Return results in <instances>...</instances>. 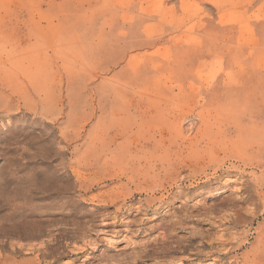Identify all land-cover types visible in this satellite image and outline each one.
<instances>
[{"label": "rangeland", "instance_id": "rangeland-1", "mask_svg": "<svg viewBox=\"0 0 264 264\" xmlns=\"http://www.w3.org/2000/svg\"><path fill=\"white\" fill-rule=\"evenodd\" d=\"M133 1L0 0V264H264V0L97 70L73 26Z\"/></svg>", "mask_w": 264, "mask_h": 264}, {"label": "crops", "instance_id": "crops-1", "mask_svg": "<svg viewBox=\"0 0 264 264\" xmlns=\"http://www.w3.org/2000/svg\"><path fill=\"white\" fill-rule=\"evenodd\" d=\"M149 0H134L129 4L127 20L117 23H78L73 26V34L78 42V50L87 63L97 70L106 72L119 65L128 54L143 48L169 45L172 39L173 24L167 16L171 13L178 19L177 25H186L182 18L185 9L192 3H205L206 0H151L154 5L145 8ZM157 4V6H156ZM111 16V15H110ZM109 16V17H110ZM151 29V30H150ZM97 94V93H96Z\"/></svg>", "mask_w": 264, "mask_h": 264}, {"label": "bare ground", "instance_id": "bare-ground-1", "mask_svg": "<svg viewBox=\"0 0 264 264\" xmlns=\"http://www.w3.org/2000/svg\"><path fill=\"white\" fill-rule=\"evenodd\" d=\"M262 115V114H261ZM9 122V121H8ZM7 191L4 190L3 188H0V196H7ZM9 195V194H8ZM3 197V198H4ZM2 205V204H1ZM26 222V221H25ZM22 223V224H16L14 222H11L9 225L1 227L0 228V234L4 237H9L10 234L15 233V234H22V235H27L29 234L28 232V225ZM31 226V225H30ZM27 227V228H26ZM2 245V242L0 243Z\"/></svg>", "mask_w": 264, "mask_h": 264}]
</instances>
